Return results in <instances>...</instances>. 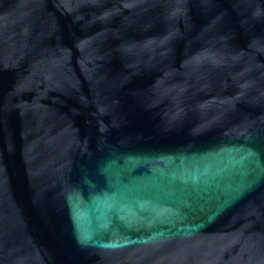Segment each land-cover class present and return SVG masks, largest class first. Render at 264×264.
<instances>
[{
    "label": "water",
    "instance_id": "water-1",
    "mask_svg": "<svg viewBox=\"0 0 264 264\" xmlns=\"http://www.w3.org/2000/svg\"><path fill=\"white\" fill-rule=\"evenodd\" d=\"M0 264H264V0H0Z\"/></svg>",
    "mask_w": 264,
    "mask_h": 264
}]
</instances>
